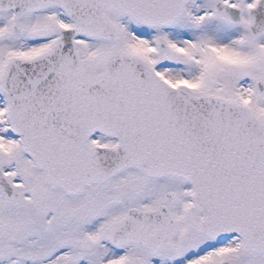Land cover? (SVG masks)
<instances>
[{
	"label": "snow or ice",
	"instance_id": "obj_1",
	"mask_svg": "<svg viewBox=\"0 0 264 264\" xmlns=\"http://www.w3.org/2000/svg\"><path fill=\"white\" fill-rule=\"evenodd\" d=\"M0 264H264V0H0Z\"/></svg>",
	"mask_w": 264,
	"mask_h": 264
}]
</instances>
